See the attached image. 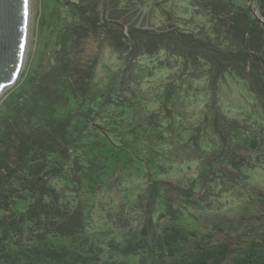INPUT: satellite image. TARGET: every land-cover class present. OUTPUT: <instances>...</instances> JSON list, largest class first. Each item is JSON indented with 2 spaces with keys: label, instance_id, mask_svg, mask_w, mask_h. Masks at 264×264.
Wrapping results in <instances>:
<instances>
[{
  "label": "trees",
  "instance_id": "obj_1",
  "mask_svg": "<svg viewBox=\"0 0 264 264\" xmlns=\"http://www.w3.org/2000/svg\"><path fill=\"white\" fill-rule=\"evenodd\" d=\"M53 1L65 25L0 106V264H264V0H201L197 32ZM227 80L258 119L223 108Z\"/></svg>",
  "mask_w": 264,
  "mask_h": 264
},
{
  "label": "rangeland",
  "instance_id": "obj_2",
  "mask_svg": "<svg viewBox=\"0 0 264 264\" xmlns=\"http://www.w3.org/2000/svg\"><path fill=\"white\" fill-rule=\"evenodd\" d=\"M131 4L128 3V9L130 11H136L135 15L140 14L139 17L142 20L148 22L159 23L163 20L164 23H177L181 20L183 22H188L189 29L192 28L193 32L200 31L204 23L208 25L206 17L210 20L212 18L208 11L204 8H198L199 1L201 0H130ZM234 3L248 6L249 10L253 11L255 15L259 16V12L256 9L255 1L258 0H233ZM194 3L196 9H198L202 14L195 13L193 7ZM133 5V6H132ZM67 14L66 9H62L58 4H55L53 0H30V17H29V33L27 40V48L25 53V60L22 72L31 64L32 60L40 55L41 50L45 43L49 41L52 35L49 33L48 22L54 23V20L58 22L61 26L65 25V16ZM201 16V17H200ZM45 18V24H42V20ZM170 21H169V20ZM168 20V21H167ZM179 24V23H178ZM103 64V65H102ZM108 64V66H104ZM119 62L117 61L115 55L112 56L110 51H107L101 64L98 66V77L102 82L105 80V76L111 70H117L119 68ZM21 72V74H22ZM21 76V75H20ZM20 81V77L17 83ZM17 83L11 88L7 89L0 97V106L4 99L15 89ZM202 89V86H200ZM203 92V89L201 90ZM220 102L225 110L234 113H243L246 116H250L252 120L258 119V112L252 107L251 100L245 95L244 90L241 85L235 83L231 80H227L221 87ZM202 96H199V101L202 100ZM264 183V174L263 180ZM236 206V205H235ZM240 207H234L228 209L227 211H222L225 215H234ZM184 224L188 225L192 230L200 231L198 229V224L196 220H184ZM123 260L129 262V264H136V259L132 257H122Z\"/></svg>",
  "mask_w": 264,
  "mask_h": 264
},
{
  "label": "water",
  "instance_id": "obj_3",
  "mask_svg": "<svg viewBox=\"0 0 264 264\" xmlns=\"http://www.w3.org/2000/svg\"><path fill=\"white\" fill-rule=\"evenodd\" d=\"M29 17L30 0H0V97L23 70Z\"/></svg>",
  "mask_w": 264,
  "mask_h": 264
}]
</instances>
